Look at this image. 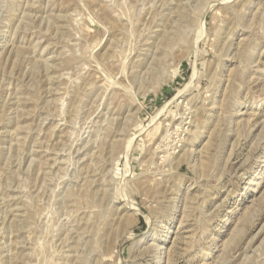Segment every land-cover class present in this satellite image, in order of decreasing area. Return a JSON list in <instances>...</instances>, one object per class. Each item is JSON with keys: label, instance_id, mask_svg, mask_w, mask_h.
Here are the masks:
<instances>
[{"label": "rangeland", "instance_id": "1", "mask_svg": "<svg viewBox=\"0 0 264 264\" xmlns=\"http://www.w3.org/2000/svg\"><path fill=\"white\" fill-rule=\"evenodd\" d=\"M0 264H264V0H0Z\"/></svg>", "mask_w": 264, "mask_h": 264}]
</instances>
